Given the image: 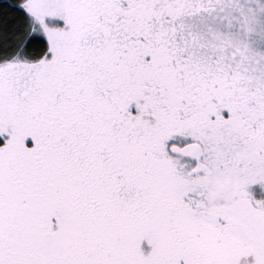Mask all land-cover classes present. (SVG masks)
Returning <instances> with one entry per match:
<instances>
[{"label": "snow or ice", "instance_id": "snow-or-ice-1", "mask_svg": "<svg viewBox=\"0 0 264 264\" xmlns=\"http://www.w3.org/2000/svg\"><path fill=\"white\" fill-rule=\"evenodd\" d=\"M0 264H264V0H0Z\"/></svg>", "mask_w": 264, "mask_h": 264}]
</instances>
